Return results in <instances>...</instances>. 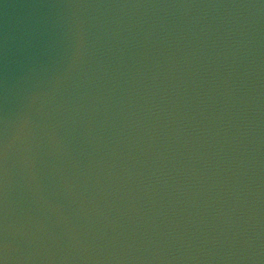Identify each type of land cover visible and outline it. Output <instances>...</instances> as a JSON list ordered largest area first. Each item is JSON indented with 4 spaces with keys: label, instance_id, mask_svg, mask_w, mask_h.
I'll return each mask as SVG.
<instances>
[{
    "label": "water",
    "instance_id": "1",
    "mask_svg": "<svg viewBox=\"0 0 264 264\" xmlns=\"http://www.w3.org/2000/svg\"><path fill=\"white\" fill-rule=\"evenodd\" d=\"M0 264H264V0H0Z\"/></svg>",
    "mask_w": 264,
    "mask_h": 264
}]
</instances>
